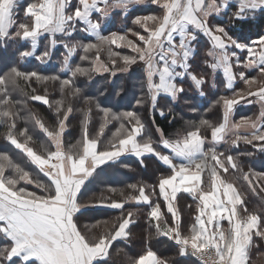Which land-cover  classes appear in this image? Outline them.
I'll return each instance as SVG.
<instances>
[{
  "label": "snow or ice",
  "instance_id": "1",
  "mask_svg": "<svg viewBox=\"0 0 264 264\" xmlns=\"http://www.w3.org/2000/svg\"><path fill=\"white\" fill-rule=\"evenodd\" d=\"M143 2L115 0L110 5L109 0H77L75 4L72 0H35L24 7V21H18L19 0H0V40L30 42V50L19 52L20 61L35 57L41 63L51 58L58 43L63 44L67 55L62 70H69L73 78L77 74L89 75L90 71L109 72L118 63V71L127 72L131 65L140 62L145 69L141 87L155 110L162 94L175 99L184 92L179 81L186 75L203 95L207 80L191 72L189 63L194 55L193 44L198 34H203L212 43V51L208 53L212 57L209 65L212 71L223 70L229 89L237 78L245 83L246 89L234 92L232 98L222 96L216 101L223 106L222 122L218 125L201 119L199 125L190 124L194 130L182 136L178 134L175 139L165 138L162 130L157 128L161 133L158 142L146 135V125L137 112L113 113L110 109L100 108L99 104L96 107L103 112L104 123L95 137H90L88 126L92 119V99L85 98L86 108L74 109L71 105L65 107L62 98L54 102L57 123L53 128L46 126L35 114H30L35 127L49 143L43 153H38L29 146L32 136L28 134V128L20 132L25 137L24 142L17 138L15 128L20 113L14 110V105L19 102L13 101L10 90L17 89L20 81L27 86L33 79L47 82L60 77L43 76L36 71L25 72L16 66L0 74V123L8 127L5 138L25 155L38 175L46 178L34 180L31 173L9 155L0 153V264H16L15 258H19L20 264H96L107 261L113 243L127 240L132 234L131 227L136 222L134 214L125 211V204L132 202L148 205V218L150 223L155 222L156 234L174 240L180 245L181 256L191 255L201 264H250L251 250L258 246L255 238L264 241V217L260 213L249 212L245 194L223 176L229 172V167L241 170L240 166L232 155L225 157L215 147L232 134L235 137L231 141L233 145L243 141L256 146L254 142H259L260 151L264 152V79L250 78L244 71L256 69L264 77V35L242 43L223 25L210 24L211 17L227 11L229 0H151L162 9L163 14L135 17L134 23L143 29V33L132 32L138 41L128 39L127 34H100L108 18L109 7L127 9L130 5ZM101 4L104 6L101 7ZM257 10L264 11V0H240L231 18L243 20ZM94 14H98L95 19ZM149 21L151 26L147 23ZM77 24L83 26L80 30L93 34L97 43H64L62 38L71 37L77 30ZM46 34L50 37L49 43L37 55L40 38ZM57 34L61 39H57ZM176 35L180 37L178 41ZM112 45L128 47L134 55L122 56L112 50ZM78 48L85 53V60L89 58L88 53H94L91 69L69 67L70 57ZM236 50L246 52V58L241 60ZM101 51L107 52L111 68L100 61ZM234 67L239 68V72L234 71ZM112 74L115 75V72ZM65 89L73 97L80 95V89L74 86L72 79L61 81L62 93ZM248 97H256L260 103L259 116L255 120L246 117L239 122L231 121L235 105ZM29 99L53 107L46 95L32 94ZM142 103L143 99L137 100V104ZM74 110L82 114V138L65 149L64 133ZM160 114L163 115V112ZM110 120L120 121L119 127L112 134L108 147L98 149L100 137ZM201 127L211 130L213 146L207 150V137L201 135ZM161 146L169 151L159 150ZM125 155H134L141 163L144 157L151 155L168 166L170 174L161 175L158 184L152 186V192L158 187L171 223L162 220L160 203L152 202L143 185H129L138 192L136 196H124L121 191L120 196L124 197L121 200L101 195L93 203L82 202V189L97 174V169L109 162L115 163ZM205 172L209 174L206 185ZM242 178L254 195L264 197V172L249 170ZM32 184L40 190L39 193L28 189L27 185ZM109 191L116 193L117 189L110 188ZM180 192H186L198 201V214L187 236L180 231L181 216L175 203ZM85 207L119 209L121 215L110 227L108 221L94 223L91 228H103V231L90 239L77 223V214ZM225 220L229 225L227 229L222 226ZM131 264H168V261L149 247L132 259Z\"/></svg>",
  "mask_w": 264,
  "mask_h": 264
},
{
  "label": "trees",
  "instance_id": "2",
  "mask_svg": "<svg viewBox=\"0 0 264 264\" xmlns=\"http://www.w3.org/2000/svg\"><path fill=\"white\" fill-rule=\"evenodd\" d=\"M35 0H19L17 12L18 21H24V7ZM162 9L158 5L150 7H138L130 11L126 17H115L123 19L118 24L111 27L107 25L102 28L101 35L108 36L115 32L121 35L127 34L128 39L138 41V38L132 35V32L139 31L143 33L140 25L134 23L137 16L146 15H162ZM126 23H123V21ZM151 26L152 22H147ZM83 26L77 24V30L71 37H63L64 43L72 44L81 43H97L96 37L91 33H86L80 30ZM230 31L234 35H242L247 31V35L256 34L255 38L264 35V11L257 19H248L243 22L242 26H231ZM131 30V31H129ZM241 31L243 33H241ZM57 39H61L60 34H57ZM205 36L199 34L197 41L198 49L190 60V71L197 76H203L207 83L203 87V95L201 91L194 86L193 81L189 76H185L182 81L184 92L177 98L173 99L166 95H161L157 101V108L154 110L147 100L144 90H142V82L145 80L144 65L140 62L131 65L127 72L118 71L120 64L109 72L90 71L89 75L77 74L76 77L71 76V72L63 69V60L67 55V49L63 44L58 43L57 47L52 51L51 58L46 63H41L35 57L27 58L20 61L19 52L30 50V42L20 40H0V74L7 72L11 67L16 66L21 71L31 72L36 71L43 76H58L59 80L33 81L26 86L25 82L20 81L19 87L11 91L13 101H18L14 105V110L19 111L20 115L16 120L15 133L17 138L24 142L25 137L20 135L24 128H28V134L32 136L29 141V146L33 147L38 153H43L45 148L49 147L46 136L35 127L30 114H35L41 118L46 126L53 128L57 123L55 113V101L64 99L65 107L71 105L74 109L86 108L85 98H91L92 104V119L88 126L89 136L95 137L99 128L104 123V114L100 108L110 109L113 113H122L125 111H135L140 116L143 123L146 125V135H150L154 142H158L161 133L157 128L161 129L165 138L175 139L177 135L186 134L189 130H194L190 124L199 125L201 119L210 121L213 125H218L222 122L223 106L217 104L216 101L220 97L232 98L234 92H239L246 89L245 83L239 78L233 88L227 87V79L223 73L218 71L213 72L209 67L212 59L207 55L208 43L204 40ZM50 37L42 36L37 46V55L43 51L48 45ZM248 40V39H247ZM123 43V42H121ZM115 52H120L121 55H134L128 47H120L117 45L111 46ZM85 53L82 49L77 51L70 57L69 67L75 69L80 66L85 69L92 68L93 52L88 53V59H83ZM100 61L108 64L111 68L110 58L106 51H101ZM115 72V75L112 72ZM248 77L264 79L256 69L245 71ZM64 79H72L75 87L80 89V95L71 96L70 91L65 89L61 91V81ZM33 89L35 92H33ZM32 94L46 95L53 107H48L42 102L32 101L29 96ZM143 99L144 103L137 104V100ZM163 112V115L160 113ZM260 112V107L256 97H248L247 100L241 102V105L236 107L234 113L235 122H239L241 118L251 117L255 119ZM82 114L80 111H75L69 116L67 130L64 133L65 149L76 144L82 138ZM120 121L110 120L105 128L104 135L100 137V149L107 148L112 140V134L119 127ZM201 135L211 139V130L207 127H201ZM8 127L6 124L0 123V153H6L12 160L19 164L22 168L29 171L33 179L46 180L42 175H38L25 155L16 149L6 140ZM235 137L228 138L216 148L218 153H223L224 156L232 155L235 162L240 166L241 170H233L229 167V172L224 174L225 178L233 183L239 191L245 194V201L249 212H257L264 217V197L254 195L243 180V174L252 170L253 172H264V152L260 151L259 142L252 144L240 141L238 145H233L232 140ZM162 150V146L159 148ZM170 174L168 166L164 165L158 158L154 156H146L141 163L140 159L134 155H129L120 159L115 163L109 162L97 169V174L89 180L82 189V202L90 204L95 202L101 195L111 197L115 200H121L124 197L120 196V192L124 196H136L138 192L129 187V185L145 186V193L150 195L152 202L163 203L160 197L159 189L152 192V186L158 184L161 175ZM255 179V177H253ZM29 186V185H27ZM32 189L39 192L35 185H30ZM110 188L117 189L116 193H111ZM197 203L195 199L188 194L179 196V212L181 214L180 229L183 235H189L191 226L195 222L197 215ZM125 211H131L134 214L135 223L131 227V236L127 240H117L113 243L110 250V257L107 261L96 262V264H131L132 259L143 254L147 248H151L157 255L168 261V264H201L195 257L181 256L179 254L180 245L174 240L156 234L154 221L150 223L148 218L149 206L144 204L127 203ZM78 227L90 239L100 235L103 228H91L97 221H108L110 227L116 218L121 215V210L111 209L106 207H86L77 214ZM242 215H246L242 213ZM87 226V227H86ZM91 229V231H89ZM257 247L251 250L250 264H264V241L255 238ZM16 264H20L19 258H15Z\"/></svg>",
  "mask_w": 264,
  "mask_h": 264
},
{
  "label": "crops",
  "instance_id": "3",
  "mask_svg": "<svg viewBox=\"0 0 264 264\" xmlns=\"http://www.w3.org/2000/svg\"><path fill=\"white\" fill-rule=\"evenodd\" d=\"M72 2H73V4H75L76 2H77V0H72ZM114 2H115V0H109V4L110 5H112V4H114ZM239 2H240V0H229V8L227 9V11H222L220 14H219V16H213V17H211L210 19H209V23L210 24H221V25H223L226 29H228L229 30V32H230V34L231 35H233V37L234 38H237L238 40H240L242 43H248V40H247V31H245L244 33L241 31V33H243L242 35H234L231 31H230V27L231 26H242L243 25V22L245 21V20H248V19H251V18H253V19H258L259 17H260V15L262 14V12L263 11H260V10H257L256 11V13L254 14V15H248L247 16V18L246 19H243V20H234V19H232L231 17H232V14L237 10V8H238V4H239ZM153 5H156V4H154V3H152L151 2V0H144V2L143 3H141V4H138V5H130L127 9H125V8H123V7H114V6H112V7H109V15H108V18L104 21V23H103V25H102V27H101V29H100V34H101V30H102V28L103 27H105L106 26V24H108V23H110L111 22V20L113 19V18H115V17H126V15L130 12V11H132V10H134V9H136V8H138V7H150V6H153ZM101 7H103L104 5L103 4H101L100 5ZM97 15L98 14H94V19L95 18H97ZM47 35V34H46ZM200 35H203V34H200ZM204 36V35H203ZM176 40L178 41L179 39H180V37L178 36V35H176ZM258 38V37H257ZM257 38H255V39H257ZM198 39H199V34H198ZM198 39H197V41H198ZM207 43H208V47H207V55H208V53L210 52V51H212V43H211V40L208 38V37H206L205 36V39H204ZM197 41L196 42H194V44H193V51H194V54L196 53V51H197V49H198V45H197ZM230 51H231V49H230ZM237 51V55L238 56H240V58H241V60H244L245 58H246V56H247V53L246 52H242V51H240V50H236ZM209 56V55H208ZM193 57V56H192ZM191 57V58H192ZM191 58H190V60H191ZM209 58L210 59H212V57H210L209 56ZM190 60H189V62H190ZM239 68H236V67H234V71H236V72H239ZM246 70H249V69H244V71H246ZM251 70V69H250ZM216 71H218V72H220V73H223V70L222 69H217ZM223 75H224V73H223ZM226 77V76H225ZM226 79H227V77H226ZM235 83H236V80L235 81H233V86H232V88L234 87V85H235ZM242 101H244V100H242ZM242 101H240V103H238L237 105H235V107H234V111H233V114H232V116H231V121H233V122H235V120H234V113H235V111H236V107L238 106V105H241V102ZM257 103H258V105H259V107H260V112H261V105H260V103L258 102V100H257ZM260 112H259V114H260ZM259 114H258V116H259ZM257 116V117H258ZM256 117V118H257ZM255 118V119H256ZM254 119V120H255ZM243 129H241V133H243ZM233 135L232 134H229L228 136H226V138H225V140L224 141H222V142H219V143H217L216 145H215V147L217 148V147H219L220 146V144L221 143H223V142H225L228 138H230V137H232ZM213 146V144H212V141H211V139H208L207 138V140H206V143H205V149L207 150L209 147H212ZM98 149H100V145H98ZM161 151H164V152H168L169 150H166V149H163L162 148V150ZM126 156H129V155H125V156H123V157H126ZM123 157H121L120 159H122ZM120 159L118 160V161H120ZM117 162V161H116ZM102 166H104V165H102ZM101 166V167H102ZM208 173L207 172H205L204 173V180H205V185L207 184V181H208ZM223 176H224V179H226L225 178V175L223 174ZM227 180V179H226ZM228 181V180H227ZM228 182H230V181H228ZM28 187V189L29 190H31V191H36V190H34V189H32L31 188V186L29 185V186H27ZM39 193V192H38ZM188 194V193H186V192H180V193H178V195H177V200H176V204H177V206H178V203H179V196L181 195V194ZM147 194V193H146ZM148 195V194H147ZM191 198H193V196L192 195H190V194H188ZM160 197H161V199H162V204L160 203V206H161V211H162V213H163V217H162V220H168L169 221V223H171V220H170V214L169 213H167V210H166V203L164 202V200H163V196L162 195H160ZM151 198V197H150ZM194 199V198H193ZM151 200H152V198H151ZM134 203V202H133ZM157 203V202H156ZM159 203V202H158ZM86 208V207H85ZM82 209H84V208H82ZM81 209V210H82ZM178 209H179V206H178ZM180 211V210H179ZM180 213V212H179ZM198 214V213H197ZM241 215H242V213H241ZM180 216H181V214H180ZM181 223V222H180ZM222 226H223V228L224 229H227L228 227H229V225H228V222H227V220H225V221H222ZM180 231H181V229H180ZM190 235V234H189ZM185 236H187V235H185Z\"/></svg>",
  "mask_w": 264,
  "mask_h": 264
},
{
  "label": "rangeland",
  "instance_id": "4",
  "mask_svg": "<svg viewBox=\"0 0 264 264\" xmlns=\"http://www.w3.org/2000/svg\"><path fill=\"white\" fill-rule=\"evenodd\" d=\"M122 20H123V19H119V20H118V18H113V19L111 20V22L108 23V24H106V25H107L108 27H111V26L114 25L115 23L118 24V22H119V21H122ZM123 23H126V21L124 20V21L122 22V24H123ZM251 33H252V32H251ZM251 33L249 34V36H247L248 42L251 41V40H255V37H253V36H256V34H253V35H252Z\"/></svg>",
  "mask_w": 264,
  "mask_h": 264
},
{
  "label": "built area",
  "instance_id": "5",
  "mask_svg": "<svg viewBox=\"0 0 264 264\" xmlns=\"http://www.w3.org/2000/svg\"><path fill=\"white\" fill-rule=\"evenodd\" d=\"M196 258V257H195ZM197 259V258H196ZM198 260V259H197ZM198 261H200V260H198ZM201 262V261H200Z\"/></svg>",
  "mask_w": 264,
  "mask_h": 264
}]
</instances>
